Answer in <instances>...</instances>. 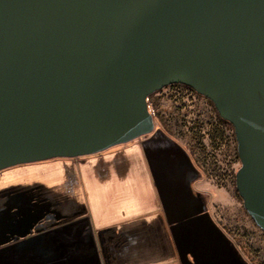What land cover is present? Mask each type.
Returning a JSON list of instances; mask_svg holds the SVG:
<instances>
[{
    "label": "water",
    "instance_id": "95a60500",
    "mask_svg": "<svg viewBox=\"0 0 264 264\" xmlns=\"http://www.w3.org/2000/svg\"><path fill=\"white\" fill-rule=\"evenodd\" d=\"M173 85L232 126L264 233V0H0V171L147 136V99Z\"/></svg>",
    "mask_w": 264,
    "mask_h": 264
},
{
    "label": "crops",
    "instance_id": "0c3cea01",
    "mask_svg": "<svg viewBox=\"0 0 264 264\" xmlns=\"http://www.w3.org/2000/svg\"><path fill=\"white\" fill-rule=\"evenodd\" d=\"M158 127L100 154L0 171V264H248Z\"/></svg>",
    "mask_w": 264,
    "mask_h": 264
},
{
    "label": "rangeland",
    "instance_id": "374dc122",
    "mask_svg": "<svg viewBox=\"0 0 264 264\" xmlns=\"http://www.w3.org/2000/svg\"><path fill=\"white\" fill-rule=\"evenodd\" d=\"M155 127L181 145L201 174V189L216 222L248 264H264V233L235 189L239 168L233 128L212 103L183 86H168L148 99Z\"/></svg>",
    "mask_w": 264,
    "mask_h": 264
},
{
    "label": "built area",
    "instance_id": "2783aa9c",
    "mask_svg": "<svg viewBox=\"0 0 264 264\" xmlns=\"http://www.w3.org/2000/svg\"><path fill=\"white\" fill-rule=\"evenodd\" d=\"M148 99H149V98H148ZM148 99H147L148 109H149L151 115L153 116V112H152V110L150 109V104H149V102H148Z\"/></svg>",
    "mask_w": 264,
    "mask_h": 264
},
{
    "label": "trees",
    "instance_id": "16d2710c",
    "mask_svg": "<svg viewBox=\"0 0 264 264\" xmlns=\"http://www.w3.org/2000/svg\"><path fill=\"white\" fill-rule=\"evenodd\" d=\"M173 86H182V85H173ZM183 87H185V86H183ZM187 88V87H186ZM188 89H190V88H188ZM191 90V89H190ZM192 91V90H191ZM151 96H149V98H150ZM222 122H223V120H222Z\"/></svg>",
    "mask_w": 264,
    "mask_h": 264
}]
</instances>
